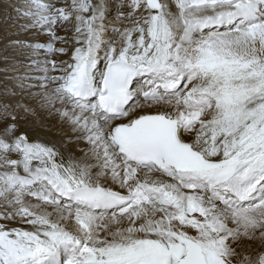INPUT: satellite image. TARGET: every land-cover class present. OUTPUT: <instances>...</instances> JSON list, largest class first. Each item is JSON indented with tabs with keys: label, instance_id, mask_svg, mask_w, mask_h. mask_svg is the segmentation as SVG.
Instances as JSON below:
<instances>
[{
	"label": "snow or ice",
	"instance_id": "1",
	"mask_svg": "<svg viewBox=\"0 0 264 264\" xmlns=\"http://www.w3.org/2000/svg\"><path fill=\"white\" fill-rule=\"evenodd\" d=\"M12 7L0 264H264V0Z\"/></svg>",
	"mask_w": 264,
	"mask_h": 264
},
{
	"label": "bare ground",
	"instance_id": "2",
	"mask_svg": "<svg viewBox=\"0 0 264 264\" xmlns=\"http://www.w3.org/2000/svg\"><path fill=\"white\" fill-rule=\"evenodd\" d=\"M113 3H119L120 0H112ZM125 2H128V0H125ZM16 3V0H0V20L4 19V22H2L0 24V49H2L3 47V37L7 34L10 35L12 30H15V24L17 23L15 20V16L16 13L13 10V5ZM117 15V13L115 11L112 12V17L115 18ZM8 21V22H7ZM116 26H121L120 22H115ZM28 39H32V40H42L43 37L39 36V35H29L27 37ZM0 67H3L2 64H0ZM5 86V76L2 72H0V90L3 89V87ZM9 87H12V84L9 82L8 83ZM35 120V122L37 123V125L39 124V121L41 119H44V114L43 113H38L37 117L35 118H30V122H32V120ZM46 123L51 124L52 122L50 120H46ZM56 132V128L53 127L51 129L50 133H46V135H52L53 133Z\"/></svg>",
	"mask_w": 264,
	"mask_h": 264
},
{
	"label": "rangeland",
	"instance_id": "3",
	"mask_svg": "<svg viewBox=\"0 0 264 264\" xmlns=\"http://www.w3.org/2000/svg\"><path fill=\"white\" fill-rule=\"evenodd\" d=\"M2 22H4V19H1V20H0V24H1ZM7 22H8V21H7Z\"/></svg>",
	"mask_w": 264,
	"mask_h": 264
}]
</instances>
